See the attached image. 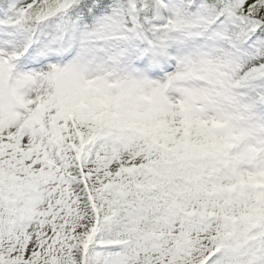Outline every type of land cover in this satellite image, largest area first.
Listing matches in <instances>:
<instances>
[{
    "label": "snow or ice",
    "instance_id": "snow-or-ice-1",
    "mask_svg": "<svg viewBox=\"0 0 264 264\" xmlns=\"http://www.w3.org/2000/svg\"><path fill=\"white\" fill-rule=\"evenodd\" d=\"M0 264H264V0H0Z\"/></svg>",
    "mask_w": 264,
    "mask_h": 264
}]
</instances>
